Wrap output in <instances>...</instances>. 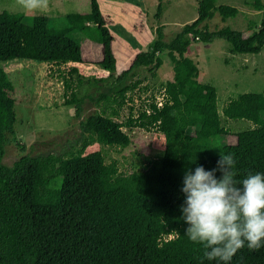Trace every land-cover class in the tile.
I'll return each instance as SVG.
<instances>
[{
    "label": "trees",
    "instance_id": "1",
    "mask_svg": "<svg viewBox=\"0 0 264 264\" xmlns=\"http://www.w3.org/2000/svg\"><path fill=\"white\" fill-rule=\"evenodd\" d=\"M243 2L254 9L262 3ZM216 13L226 21L239 9L217 0H198L194 20L169 40L159 27L149 47L117 72L113 36L97 0H90L88 12L53 16L44 27L23 12L0 10V62L83 63L76 38L82 32L100 45L98 64L108 72L103 77L85 76L71 66L64 78V102L74 106L80 119L75 143L82 144L77 151L22 154L9 165L2 160L13 139L16 113L0 82V264H217L207 261L203 247L184 234L187 225L180 210L184 176H175L174 168L179 161L191 171L197 166L216 168L220 152L225 153L221 136L229 134L223 116L253 124L234 133L231 154L237 179L250 172L264 173V88L238 93L220 111L216 87L198 80L199 68L185 53L192 41L221 38L231 54H258L264 48V9L246 34L228 25L209 30L206 21ZM19 24L33 28L32 41L23 39ZM163 51L173 77L161 83L162 104L158 106L157 95H152L136 118L120 120L127 92L142 82L134 78L141 69L155 76ZM86 100L96 109L81 118ZM133 126L155 128L163 135L159 158H146L125 174L116 162L106 163L99 150L84 152L93 142L127 147L131 137L123 128ZM220 175L216 173L217 178ZM230 264H264V247L250 251L245 246Z\"/></svg>",
    "mask_w": 264,
    "mask_h": 264
},
{
    "label": "rangeland",
    "instance_id": "2",
    "mask_svg": "<svg viewBox=\"0 0 264 264\" xmlns=\"http://www.w3.org/2000/svg\"><path fill=\"white\" fill-rule=\"evenodd\" d=\"M195 1L198 0H164L161 2V15L157 17L159 0H97L113 36V53L119 70L117 72L127 68L134 55L148 48L158 37L160 22L163 24L161 28L164 39L169 40L185 23L196 18ZM89 2L90 0H49L46 12L24 14L35 25L44 27L53 16H64L69 12H88ZM217 3L237 4L240 9H246L243 0H217ZM3 9L21 12L15 6V0H0V10ZM244 15L258 22L261 11L252 15L240 12L235 18L226 21H222L216 13L206 23L209 30L228 25L246 32L247 20ZM19 28L25 41L33 40L31 26L19 24ZM76 38L81 43L84 59L83 63H77L79 72L85 76H106L107 70L98 64L100 45L86 39L82 32H78ZM185 55L197 64L198 80L216 87L217 106L220 111L238 93L259 92L264 88V48L258 54L232 55L228 42L215 38L211 42L192 41ZM159 56L163 59V64L156 70L155 76L141 69L134 78H139L142 82L127 92V103L122 107L120 120L125 121L130 116L136 118L152 95H157L158 101L161 100V83L172 79L173 70L167 51ZM72 65H56L28 59L0 62V82L4 96L13 100L16 113L13 139L6 145L3 163L9 165L22 154L38 155L61 151L69 153L81 147L82 142L75 143L80 134V119L74 115V106L64 102L63 81ZM95 109L94 104L86 100L81 118ZM221 120L229 132L228 135L221 136L223 150L228 154L232 152L234 133L253 124L248 120H230L223 116ZM123 129L131 137V143L127 147L93 142L84 152L99 150L106 163L116 162L119 170L125 174L143 165L146 158H159L162 155L164 137L155 128L142 129L133 126ZM188 171L190 165L179 161L174 168V175L182 177Z\"/></svg>",
    "mask_w": 264,
    "mask_h": 264
},
{
    "label": "clouds",
    "instance_id": "3",
    "mask_svg": "<svg viewBox=\"0 0 264 264\" xmlns=\"http://www.w3.org/2000/svg\"><path fill=\"white\" fill-rule=\"evenodd\" d=\"M15 6L25 14L44 13L49 0H15ZM235 167L234 155L220 152L216 168L197 166L183 178L184 234L217 264H230L245 246L250 251L264 247V173L237 179Z\"/></svg>",
    "mask_w": 264,
    "mask_h": 264
},
{
    "label": "crops",
    "instance_id": "4",
    "mask_svg": "<svg viewBox=\"0 0 264 264\" xmlns=\"http://www.w3.org/2000/svg\"><path fill=\"white\" fill-rule=\"evenodd\" d=\"M162 1H164V0H162ZM262 1V0H261ZM195 3H196V5H197V3H198V1H195ZM233 5V4H232ZM238 9H239V13L240 12H245L246 14H254V13H258L259 11H261L262 12V10L264 9V2L262 1V3H261V5H259L256 9H254V8H250L249 6H247V5H245V7H246V9L245 10H243L244 8L242 7L241 9L239 8V6L237 5V4H234ZM197 7V6H196ZM262 7V10H260V8ZM161 11H162V9H161ZM238 13V14H239ZM161 15V14H160ZM245 16V18H246V20H247V27H246V32H244L245 34L246 33H248L250 30H252V28H254V26H251V28H249L250 27V25L252 24V19H250V17L248 16V15H244ZM161 17V16H160ZM197 17V16H196ZM195 19V18H194ZM193 19V20H194ZM256 23H258V22H256ZM160 25H161V27L163 26V24H162V22H160ZM112 44H113V41H112ZM151 44V43H150ZM149 44V45H150ZM149 47V46H148ZM112 49H113V47H112ZM145 49H147V48H145ZM232 55H234V54H232ZM69 63H72L73 65L72 66H78L77 65V63L78 62H69ZM117 66V65H116ZM117 71H119L118 70V67H117ZM217 90V89H216Z\"/></svg>",
    "mask_w": 264,
    "mask_h": 264
},
{
    "label": "built area",
    "instance_id": "5",
    "mask_svg": "<svg viewBox=\"0 0 264 264\" xmlns=\"http://www.w3.org/2000/svg\"><path fill=\"white\" fill-rule=\"evenodd\" d=\"M158 101V99H157ZM162 104V97H161V100L157 102V105L160 106Z\"/></svg>",
    "mask_w": 264,
    "mask_h": 264
}]
</instances>
